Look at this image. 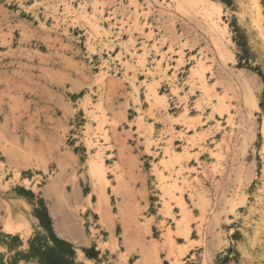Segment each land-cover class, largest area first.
I'll list each match as a JSON object with an SVG mask.
<instances>
[{
	"label": "rangeland",
	"instance_id": "1",
	"mask_svg": "<svg viewBox=\"0 0 264 264\" xmlns=\"http://www.w3.org/2000/svg\"><path fill=\"white\" fill-rule=\"evenodd\" d=\"M130 1L0 0V264H264V0H209L230 39L221 38L229 52L219 60L198 15H147L144 0L134 14ZM94 5L103 11L91 18ZM95 20L112 24L108 37ZM103 60L109 68L98 81ZM198 62L207 93L190 74ZM152 82L164 103L147 98ZM220 96L224 108L216 110ZM87 97L102 105L103 124L86 112ZM98 147L110 184L101 202L88 173ZM167 147L183 158L161 168ZM174 179L189 213L188 239L176 228V199L171 211L163 207L159 185Z\"/></svg>",
	"mask_w": 264,
	"mask_h": 264
},
{
	"label": "bare ground",
	"instance_id": "2",
	"mask_svg": "<svg viewBox=\"0 0 264 264\" xmlns=\"http://www.w3.org/2000/svg\"><path fill=\"white\" fill-rule=\"evenodd\" d=\"M145 1V4L144 5H146L145 7H144V9H142L141 11L142 12H144V14H147L148 15V13H152L153 11L155 12V11H158L160 14H167V16L169 15H174V13H177L179 16L178 17H180V15H183V14H186L187 12H191V13H194L195 15H198L199 16V19L201 18V20L203 21V22H205V24H206V26H207V31H206V33L208 32L209 33V35H210V49L212 50V52H213V56L214 57H216V58H218V60L220 59V58H222V57H225V55H226V50L228 51V49H227V45H225L224 44V41H221V38L222 39H226L225 41L227 42V44H229L230 42H229V40L227 39V37L228 36H226V34H227V31H226V28H225V24H223L224 22L222 21V19H221V17H220V11H219V8L220 7H218V5L217 4H212V3H210V1L209 0H162V2H160V3H157V2H154V0H144ZM166 3V4H164V3ZM130 3L132 4V7H131V9L133 8V13L134 14H137V13H139L138 11L140 10V4L138 3V0H131L130 1ZM254 4H256V3H254ZM143 5V6H144ZM22 6V5H21ZM142 6V7H143ZM80 8V14H82V13H85V10L82 8V5H81V7H79ZM79 8H78V10H79ZM85 8V7H84ZM255 8V7H254ZM63 9L65 10V11H67L68 10V4H65L64 3V7H63ZM76 9V8H75ZM74 9V10H75ZM256 9V8H255ZM259 9V8H258ZM221 10V9H220ZM76 11V10H75ZM101 11H103V10H98L97 8H96V6L94 5L93 6V8H92V10H91V14H92V16H91V18L92 17H97V15L98 14H100L101 15ZM68 12V11H67ZM157 12V13H158ZM66 13V12H65ZM98 13V14H97ZM141 13V12H140ZM251 13V12H250ZM256 13H257V11H256ZM76 14H78V13H76ZM86 14H88V13H85V15ZM257 14H259V12L257 13ZM83 15V14H82ZM81 15V16H82ZM139 15V14H138ZM142 15H143V13H142ZM195 15H194V17H195ZM256 15V14H255ZM80 16V17H81ZM105 16V15H104ZM103 16V17H104ZM145 16V15H144ZM163 16V15H162ZM161 16V17H162ZM165 16V15H164ZM166 16V17H167ZM176 16V15H175ZM261 15H259V17H260ZM83 17H86V16H83ZM89 17V16H88ZM88 17H86V18H88ZM159 17V16H158ZM166 17H164V18H166ZM82 18V17H81ZM106 18V17H105ZM163 18V17H162ZM168 18V17H167ZM198 18V17H197ZM261 18V17H260ZM97 19H100L99 17L97 18ZM170 19H171V16H170ZM92 20H94V19H92ZM59 21V20H58ZM91 21V20H90ZM102 21V20H101ZM106 21V20H105ZM139 21V20H138ZM168 21H169V19H168ZM93 22V21H92ZM174 22H176V21H174ZM173 22V23H174ZM170 23V22H169ZM92 24H94L92 27L94 28V29H96V30H98L99 32L98 33H101L102 32V34L105 36V37H108V35L111 33V30H112V28H111V26H112V24H110V22H109V25H103V24H98L97 22H96V20H95V23H92ZM96 24V25H95ZM111 25V26H110ZM89 26V25H88ZM107 26V27H106ZM92 28V29H93ZM93 29V30H94ZM56 30V29H55ZM95 30V31H96ZM89 32V31H88ZM94 32V31H93ZM143 32V31H142ZM97 33V32H96ZM228 35V34H227ZM262 35V34H261ZM114 36V35H113ZM144 36V35H143ZM90 37V36H89ZM263 37V36H262ZM229 38V37H228ZM110 41V40H109ZM118 43H122V42H118ZM144 43H145V41H144ZM208 44H209V42H207ZM207 44V45H208ZM129 46V45H128ZM124 47H125V45H124ZM138 47V46H137ZM145 49V48H144ZM143 49V50H144ZM149 49V48H148ZM210 50V51H211ZM179 51V50H178ZM131 52H133V51H131ZM131 52H130V54H131ZM135 52V51H134ZM145 52V51H144ZM144 52H143V54H144ZM147 52V51H146ZM145 52V53H146ZM212 52H210V53H212ZM229 52V51H228ZM86 54V53H85ZM136 54V53H135ZM143 54H140L139 56H137V54L135 55L136 57H137V61H136V63H137V65H140L141 67H144L143 65V63H144V56H143ZM228 54H230V53H228ZM227 54V55H228ZM133 55V54H132ZM132 55H131V57H132ZM206 55V54H205ZM134 56V55H133ZM181 56V55H180ZM229 57V56H228ZM135 58V57H134ZM207 58H209V57H207ZM172 59V58H171ZM178 59V58H177ZM180 59V58H179ZM215 59V58H214ZM223 60V59H222ZM231 60V59H230ZM178 61V60H177ZM215 61V60H214ZM236 61V60H235ZM167 62V61H166ZM183 62V61H182ZM217 62V61H216ZM219 62V61H218ZM226 62V61H225ZM224 62V63H225ZM123 63L125 64V68L127 67V68H131V67H133V68H135L134 66V64H131L129 61H123ZM135 63V62H134ZM155 64V63H154ZM157 64V67H160V64L161 63H156ZM219 65L221 64V62H219L218 63ZM121 65V64H120ZM134 65V66H133ZM137 65H136V67H137ZM178 65V64H177ZM210 65V64H209ZM222 66V65H221ZM215 67V66H214ZM107 68H109V65H108V61L107 60H103V62H102V67L100 66V68H99V71L97 72V79H98V81L100 80H102L103 79V77L105 76V74L107 73ZM154 68V67H153ZM165 69H166V67H164ZM220 69H221V67H220ZM224 69V68H223ZM222 69V70H223ZM148 70V69H147ZM154 71H155V69H153ZM161 70V69H160ZM159 70V71H160ZM212 70V69H211ZM225 70V69H224ZM123 71H124V68H123ZM144 71V70H143ZM146 71V70H145ZM149 71L151 72V69H149ZM191 71V70H190ZM241 71H243V70H241ZM147 72V71H146ZM192 73H190V74H192V76H194L196 79H198L199 80V84L201 85V88L204 90L203 92H205V93H207L208 92V90H209V86H207V84H206V81H205V75H204V72H205V68H204V65H202V62H198V63H196V65H194V67H193V70L191 71ZM126 73V72H125ZM242 73V72H241ZM221 74V73H220ZM231 73H228V75H230ZM127 75V74H126ZM133 75V74H132ZM153 75V74H152ZM151 75V76H152ZM169 75V74H168ZM223 75V74H222ZM222 75H220V76H222ZM232 75V74H231ZM136 76V75H135ZM134 76V78H137V77H135ZM145 76V75H144ZM165 76V75H164ZM167 76V75H166ZM219 76V75H218ZM220 76H219V78H220ZM231 77V76H230ZM235 77V76H234ZM242 77V76H241ZM208 78V77H207ZM217 78V77H216ZM223 78V77H222ZM247 78V77H246ZM127 79V78H126ZM209 79V78H208ZM221 79V78H220ZM234 79H236V78H234ZM242 79L244 80V77H242ZM252 79V78H251ZM226 80V79H225ZM242 80V81H243ZM248 80H249V78H248ZM248 80H247V82H248ZM131 81V80H130ZM227 81V80H226ZM132 82V81H131ZM215 82V81H214ZM236 82H237V79H236ZM244 82V81H243ZM134 83V82H133ZM133 83H132V85H133ZM239 83V82H238ZM234 84V83H233ZM236 84V83H235ZM244 84V83H243ZM247 84V83H246ZM246 84H245V90L243 91L241 88H239L238 86H236V85H234V87L236 86V87H238V89H241L243 92H244V98H245V100H246V104L248 105V103L250 104V107L251 108H253L254 106H256L257 104H256V102H255V99L252 97V94H251V92H250V87L249 86H246ZM225 85V84H224ZM200 87V86H199ZM231 88V87H230ZM229 88V89H230ZM242 88H243V86H242ZM237 89V88H236ZM235 89V90H236ZM237 89V90H238ZM240 90V91H241ZM167 92V91H166ZM220 92V91H219ZM239 91H237V94H239L238 93ZM143 93V92H142ZM204 93V94H205ZM236 93V92H235ZM235 93H233V94H235ZM232 94V95H233ZM243 94V93H242ZM146 95H147V98L148 99H153L154 101H156L157 103H164V98H163V95H161V94H159V92H158V89H157V87L155 86V84H154V82H152V84H148L147 83V93H146ZM231 95V94H230ZM239 95H241V94H239ZM205 96V95H204ZM209 96V95H208ZM242 97H243V95H241ZM221 98H219L218 99V101H217V103L215 104L216 106H215V108H216V110H222L224 107H223V104H224V102H223V96H220ZM234 97V96H233ZM242 97H240L241 99H242ZM239 99V98H238ZM259 99V98H258ZM131 101H132V99H131ZM134 101H135V98H134ZM99 102V101H98ZM205 102V101H204ZM94 103V102H93ZM237 103V102H236ZM243 104V103H242ZM245 104V102H244V104L243 105H246ZM150 105V104H149ZM153 105V104H152ZM242 105V106H243ZM84 106H85V110H86V112L87 113H89L90 115H92V116H94V118L95 119H97V120H99V123L98 124H103V122L105 121V117H106V115H105V113H103L102 112V110H101V107H102V105L100 106V104H95V105H93V104H91V102H90V99L87 97L86 99H85V101H84ZM159 106V105H158ZM157 106V107H158ZM253 106V107H252ZM245 107V106H244ZM147 108V107H146ZM149 108H151V107H149ZM164 109V108H163ZM209 109V108H208ZM202 110V109H201ZM236 110V109H235ZM241 110V109H240ZM185 111H186V109H185ZM202 112V111H201ZM239 112V111H238ZM244 112V111H243ZM100 113V114H99ZM213 114V113H212ZM238 114V113H237ZM229 115V114H228ZM139 117H141L140 115H138ZM240 116V115H239ZM173 117V116H172ZM221 117V116H220ZM234 117V116H233ZM237 117V116H236ZM245 117V116H244ZM93 118V117H92ZM182 118H184V117H182ZM243 118V117H242ZM263 118V117H262ZM140 119V118H139ZM243 119H245V123H246V118H243ZM242 119V122L244 121ZM200 120V119H199ZM137 121V120H136ZM232 121V120H231ZM141 122V121H140ZM169 122H171V121H169ZM168 122V123H169ZM191 122V121H190ZM106 123V122H105ZM137 123H138V121H137ZM174 123H175V120H174ZM230 123V122H229ZM193 124V123H192ZM232 124V123H231ZM242 125V124H241ZM264 125V124H263ZM243 127H246V126H244V125H242ZM242 126H241V129H243L242 128ZM100 127H101V125H100ZM195 127V126H194ZM218 127V126H217ZM102 129H103V127H102ZM231 129V128H230ZM229 129V130H230ZM240 129V130H241ZM247 129V128H246ZM98 130V129H97ZM199 130H201V129H199ZM243 132V131H242ZM246 132V131H245ZM87 133V132H86ZM99 133V132H98ZM109 133V132H108ZM191 133V132H190ZM235 133V132H234ZM239 133H241V132H239ZM204 134V133H203ZM227 134V133H226ZM225 134V135H226ZM244 133H242V135H243ZM262 134H263V152H264V126H263V131H262ZM245 135V134H244ZM94 136V135H93ZM190 136V135H189ZM188 136V137H189ZM230 136H231V134L229 133V136H224V138H222V139H220V141H219V143H218V145H217V147L215 148V153H216V157H217V159H220V158H222L223 156H222V146H223V148H224V146L225 147H228L229 145H228V141H229V139H230ZM239 136V135H238ZM99 137V136H98ZM253 137H254V135H253ZM90 138V137H89ZM89 138L87 139V140H89ZM173 138V137H172ZM175 138V137H174ZM201 138V137H200ZM241 138V137H240ZM109 139V138H108ZM186 139V138H185ZM202 139V138H201ZM86 140V141H87ZM204 140V139H203ZM236 140H238L237 138H236ZM240 140V139H239ZM241 140H243V139H241ZM97 141V140H96ZM145 141V140H144ZM189 141V140H188ZM88 142V141H87ZM91 141L89 140V143H90ZM94 142V141H93ZM98 142V141H97ZM146 143H145V147H146V149L149 151V149H150V144H151V141H150V139H147L146 141H145ZM95 143V142H94ZM99 143V142H98ZM155 143V142H154ZM233 143V142H232ZM230 144V143H229ZM92 145L93 144H91V147H92ZM96 144H94V146H95ZM101 145V144H100ZM176 145V144H175ZM90 146V145H89ZM98 146V145H97ZM104 146V145H103ZM190 146V145H189ZM107 147V146H106ZM105 147V148H106ZM162 148V147H161ZM186 148V147H185ZM188 148V147H187ZM97 150H95V154L93 155V156H91L90 158H89V160H88V164H89V167H88V173H89V177H90V179H91V181H92V183H93V191H95V193H96V195L98 196V199H99V201L101 202V201H107L108 200V194H107V192H106V187H107V185L109 184V181H108V179H107V177H106V172H105V165L103 164V160L101 159L102 158V148H100V147H98V148H96ZM227 149V148H226ZM182 150H183V148H182ZM213 150V149H212ZM175 150L171 147H167V148H165L164 150H163V155H164V158L160 161V163H161V168H163L164 166L165 167H168L169 165H171L172 163H173V161H175L174 163H178V161L180 160L179 159V157L180 156H176V154L175 153H173ZM226 151V150H225ZM229 151V150H228ZM230 151H231V148H230ZM230 151H229V153H230ZM150 152V151H149ZM185 153H186V151H185ZM229 153H228V155H229ZM231 153H233V152H231ZM108 154V153H107ZM181 154H182V152H181ZM263 156V159H264V154L262 155ZM227 157V156H226ZM181 158V157H180ZM183 158V157H182ZM181 158V159H182ZM185 158V157H184ZM224 158V157H223ZM222 158V159H223ZM228 158V157H227ZM179 159V160H178ZM186 160H188V159H186ZM103 161V162H102ZM224 161V160H223ZM225 163V162H224ZM159 164V163H158ZM156 165L157 164H155V167H156ZM164 165V166H163ZM200 165V164H199ZM163 166V167H162ZM180 166V165H179ZM219 166V165H218ZM224 166V165H223ZM154 167V166H153ZM174 167V166H173ZM171 168V167H170ZM170 168H168V169H170ZM225 168V167H224ZM165 169V168H164ZM173 169V168H172ZM203 169V168H202ZM113 170V169H112ZM174 170H175V168H174ZM204 170H205V168H204ZM226 170V169H225ZM154 171V170H153ZM160 170H159V168L158 167H156L155 168V172L156 173H158L159 174V179H163L164 177H163V172L162 173H160L159 172ZM166 171V170H165ZM164 171V172H165ZM170 171V170H169ZM168 172V171H167ZM171 172V171H170ZM183 172V171H182ZM221 172V171H220ZM113 173V172H112ZM222 173V172H221ZM164 174H166V173H164ZM170 174V173H169ZM205 174V173H204ZM171 175V174H170ZM222 175V174H221ZM221 175H219V176H221ZM116 176V175H115ZM118 176V175H117ZM186 176H187V174H186ZM114 177V176H113ZM169 177L167 176V179H168ZM166 179V180H167ZM117 180H118V178H117ZM116 180V181H117ZM164 180V179H163ZM166 180H165V182H166ZM169 180V179H168ZM184 180H186V179H184ZM119 182V181H118ZM158 182H160V181H158ZM162 184L164 183V182H161ZM167 183V182H166ZM166 183H164V184H166ZM187 183V182H186ZM157 184V183H156ZM110 185V184H109ZM159 185V184H158ZM161 185V184H160ZM159 185V189H161L162 188V190H163V195H161V196H165L166 197V201L165 202H163L164 203V206L163 207H165L164 208V210L166 209L168 212H169V210L171 209H169V206H170V201L169 200H172V199H176V203L175 204H178L177 206H178V209H179V211H180V218H178L177 220H176V228H177V231H178V234H180L181 236H182V239L184 238V239H188L189 238V235H190V228H189V225H188V215H189V213H188V210H187V208H186V206H185V204L186 203H184V200H183V198H182V189H181V187L179 186V184H178V182L176 181V179H174L173 180V182H171V183H168V185H163V186H160ZM187 186V185H186ZM112 187V186H111ZM117 188V187H116ZM186 188H188V186L186 187ZM234 188V187H233ZM195 189V188H194ZM207 189V188H206ZM113 190V189H112ZM117 190V189H116ZM118 191V190H117ZM188 191H190V189L188 190ZM191 194V193H190ZM209 196V195H208ZM192 197V196H191ZM205 199V198H204ZM235 199V198H234ZM163 201V200H162ZM161 201V202H162ZM209 201V200H208ZM201 202V201H200ZM210 202V201H209ZM208 202V203H209ZM193 203V202H192ZM205 203V202H204ZM197 204V203H196ZM201 205V204H200ZM206 205V204H205ZM162 207V208H163ZM172 207V206H171ZM200 207H202V206H200ZM207 207V206H206ZM199 208V207H198ZM212 208V207H211ZM233 208V207H232ZM205 209V208H204ZM209 209V208H208ZM165 210V211H166ZM212 210V209H211ZM21 211V210H20ZM171 211V210H170ZM203 211H206V210H202V212ZM168 212H166L167 213V215H170V213L168 214ZM201 212V211H200ZM204 213H206V212H204ZM203 213V214H204ZM207 215H209V213L207 212ZM203 216V217H202ZM201 217H202V220H201V223L199 224L200 226H199V236H200V239H201V242H204V239L206 238L205 237V232H207V229H206V231H205V228H208L207 226V222H206V219H207V217L208 216H205V215H202ZM27 218V217H26ZM9 220V219H8ZM23 220V219H22ZM209 220H210V216H209ZM26 221V220H25ZM200 221V220H199ZM145 224V223H144ZM207 225V226H206ZM7 226H8V229H12V225H11V223H9V224H7ZM28 227V226H27ZM7 228V227H6ZM198 228V227H197ZM7 229V230H8ZM167 229V228H166ZM174 230V229H173ZM11 231V230H10ZM171 231L172 230H170V229H168L167 230V232L165 233V238H167V241L166 242H169V247H171L172 248V246H174L175 244H174V239H172V234H171ZM173 232V231H172ZM174 233V232H173ZM193 236V235H192ZM166 240V239H165ZM193 240V239H192ZM200 241V240H199ZM184 242V241H183ZM206 242V241H205ZM200 243V242H199ZM202 246V245H201ZM203 246H204V243H203ZM206 246V245H205ZM178 248V247H177ZM202 248V247H201ZM203 250V253L205 252L204 250L206 249H204V247L202 248ZM174 250H175V248H174ZM178 251V250H177ZM201 253V252H200ZM206 253V252H205ZM207 254V253H206ZM205 254V255H206ZM204 255V256H205ZM181 257V256H180ZM202 257H203V255H202ZM174 259V258H173ZM182 259V258H181ZM204 260H206L205 258L203 259V260H201L202 261V263H204ZM177 261V260H176ZM206 262V261H205Z\"/></svg>",
	"mask_w": 264,
	"mask_h": 264
}]
</instances>
